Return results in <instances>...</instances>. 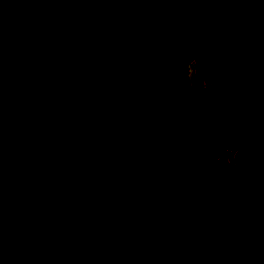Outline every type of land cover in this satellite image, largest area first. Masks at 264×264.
Wrapping results in <instances>:
<instances>
[{
    "label": "trees",
    "instance_id": "trees-1",
    "mask_svg": "<svg viewBox=\"0 0 264 264\" xmlns=\"http://www.w3.org/2000/svg\"><path fill=\"white\" fill-rule=\"evenodd\" d=\"M0 264H264V0H0Z\"/></svg>",
    "mask_w": 264,
    "mask_h": 264
},
{
    "label": "rangeland",
    "instance_id": "rangeland-1",
    "mask_svg": "<svg viewBox=\"0 0 264 264\" xmlns=\"http://www.w3.org/2000/svg\"><path fill=\"white\" fill-rule=\"evenodd\" d=\"M203 64H204L203 60H198V61L192 62L189 65V67H188V75H189V80H190L191 83L193 82L199 67H201V65H203ZM229 157H230L229 161H231V156H229Z\"/></svg>",
    "mask_w": 264,
    "mask_h": 264
}]
</instances>
